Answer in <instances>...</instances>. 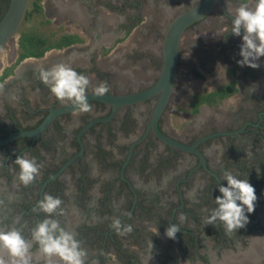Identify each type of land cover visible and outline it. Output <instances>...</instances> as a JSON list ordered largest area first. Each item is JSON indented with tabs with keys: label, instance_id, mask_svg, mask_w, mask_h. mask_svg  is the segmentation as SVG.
<instances>
[{
	"label": "flooded vegetation",
	"instance_id": "af4514ba",
	"mask_svg": "<svg viewBox=\"0 0 264 264\" xmlns=\"http://www.w3.org/2000/svg\"><path fill=\"white\" fill-rule=\"evenodd\" d=\"M201 1L98 0L97 9L101 6L117 15L116 22L99 24L95 30H89L87 22L81 21L85 25L83 32H90L91 41L86 42L79 34H72L76 40L73 44L56 49L67 51L62 59L48 58L39 66L37 63L23 65L24 59L18 64L15 75L3 80L0 85V141L19 131L36 129L51 108L71 104L59 101L39 79L41 67L70 65L78 73L88 76L87 94L93 93L100 82H107V94L113 95L135 93L151 87L162 69L164 37L171 22ZM93 4L94 0H74L70 5L63 4L61 11L73 14L76 19L79 14L90 12L94 18L98 10H94ZM219 7L223 8V14L231 25L232 16L225 0H219L209 16L186 30L181 44L186 34L208 20ZM146 8L152 10L151 19L146 27H141ZM230 30L224 34L220 46L240 48L242 43ZM72 54H81V62H77L75 56L74 60L68 59ZM257 63L260 67L256 69L242 66L241 76L234 81L238 91L223 100L244 90L249 101L247 108L236 112L228 126L213 128L202 137L218 132L231 134L206 140L197 147L205 155L207 167L215 176L209 174L203 164L200 165L199 157L169 147L152 131L135 145L123 170L131 147L147 131L159 99L157 95L145 102L121 107L109 121H99L91 126L80 137L83 155L58 178L52 179L68 160L81 151L78 135L84 127L112 114L111 105L94 101L90 102L91 112L75 111L61 115L35 139L18 137L0 145V228H20L23 237L32 245L33 264H43L44 258L38 251L39 246L32 241L28 227L36 226L45 218L46 214L36 206L43 195L49 193L61 198L63 212L69 209L82 217L75 221L76 237L83 247L94 249L95 255L89 253L87 257L98 264H111L110 260L116 264H147L155 258H159L158 264H180L176 249L182 260L190 264H211L213 260L219 261L226 256H232L234 260L239 257L240 264H247L248 260L252 264H263L264 57ZM178 73L179 64L177 79ZM175 88L176 83L174 91ZM169 105L159 123L161 132L167 136L171 135L165 129L164 118ZM203 105L207 104H201L197 110ZM71 134L72 139H69ZM202 137L188 143L177 140L192 145ZM89 149L92 150L91 159L87 157ZM212 150L215 167L209 155ZM25 153L42 164L41 175L27 187L19 183V168L14 163L17 155ZM190 157L195 159L193 166L178 176L176 172L186 161L189 162ZM93 170H96L94 176L91 175ZM225 170L232 171L241 179L247 178L258 198L255 211L248 214L249 223L233 233H226L219 221L215 225L205 224L210 210L216 207L215 197L221 195L218 186H226L227 182L222 180ZM64 176L65 182L62 181ZM195 176L199 177L197 185L192 182ZM257 211L261 213L257 214ZM181 212L187 216L183 223L179 219ZM113 217L120 218L125 225L131 224L133 231L118 234L112 228ZM53 218L69 230L63 222L64 215ZM173 223L180 225L181 229L174 240L165 235L166 228ZM256 233L261 235L258 237ZM206 241L210 244L207 245ZM131 246L135 249L131 250ZM33 256L42 259L37 261Z\"/></svg>",
	"mask_w": 264,
	"mask_h": 264
},
{
	"label": "rangeland",
	"instance_id": "374dc122",
	"mask_svg": "<svg viewBox=\"0 0 264 264\" xmlns=\"http://www.w3.org/2000/svg\"><path fill=\"white\" fill-rule=\"evenodd\" d=\"M74 0H40V10L35 6L37 0H30V4L27 10L26 18L21 26L17 35L10 41L5 48L0 52V85L7 76L15 75L17 71V60L14 62L13 57L20 54L19 42L22 33H29L31 31H40L45 33L47 37H51V33H55L52 38V42L58 41L62 35L79 34V36L86 42L91 41L90 32H83L85 25L81 21H86V28L89 30H95L97 25H111L116 22L117 15L106 11L101 6L97 9L98 0H94V10H98L97 17H93L90 12H83L79 14L80 17L76 19L73 14H67L61 11L63 4L70 5ZM197 0H188L189 3ZM241 3H248L249 5L254 4V0H225V6L228 11H234ZM154 12V11H153ZM144 23L141 27H146V24L151 19L149 16L152 15V10L146 8L144 12ZM231 29V25L227 16L223 14V8L219 7L213 15L200 24L196 29L186 34L180 48V62H179V73L176 82V88L172 96L169 109L165 115L164 123L165 129L169 134L176 139L182 140L183 142H191L195 138L202 137L205 134L211 132L213 128H222L228 126L231 122L232 117L241 108H247L248 100L244 94V90L225 100L215 106L203 105L200 110L195 112L194 104L198 102V99L202 96L214 92L215 90L230 85L235 81L238 76L242 74V66L237 61L240 60L239 51L240 48L220 46L224 40V34ZM235 37V36H234ZM91 38V39H90ZM233 39V37H231ZM238 42L242 43V37L237 36ZM162 40V38H161ZM162 43V41L160 42ZM67 51L65 50H54L50 53L49 59H62ZM13 60V61H12ZM33 63L31 61L26 64ZM72 134L69 135V139H72ZM92 151H88V159H91ZM211 163L215 167V153L210 151L209 153ZM189 162H185L177 173L178 176H182L190 167L193 166L195 159L190 157ZM96 174V170L91 173L92 176ZM180 176V177H181ZM66 177L62 178L65 182ZM177 178L173 180L172 186ZM199 177L195 176L193 183L197 185ZM193 185V184H192ZM195 185V186H196ZM168 197V196H162ZM261 211H257L260 214ZM63 222L66 227L76 232L75 221L81 220V216L74 211L69 209L64 210ZM20 230V228H17ZM153 229V228H152ZM0 230H5L0 228ZM256 235H261L256 233ZM259 237V236H258ZM209 245L210 242L206 241ZM87 250L88 255H95L94 249L89 246H84ZM32 249V245L31 248ZM134 250V247H130ZM31 252V250H30ZM175 254L179 259L180 264H190L187 261H183L180 257L179 251L176 249ZM225 254V253H224ZM264 255V253H263ZM0 256H3L6 260L9 258L6 250L0 248ZM34 257V256H33ZM229 258L232 264H240L238 260L232 256H226L222 260H213L211 264H226V260ZM35 260L40 261L42 258L34 257ZM248 259H250L248 257ZM247 259V260H248ZM264 259V258H263ZM54 264H62L57 258H53ZM150 261V259L148 260ZM159 258L151 260L147 264H158ZM251 260H248L249 264ZM111 264H116L114 260H110ZM86 264H93L87 257ZM169 264H179L177 262H169ZM201 264V263H197ZM252 264V263H250ZM264 264V263H263Z\"/></svg>",
	"mask_w": 264,
	"mask_h": 264
},
{
	"label": "clouds",
	"instance_id": "9594fccd",
	"mask_svg": "<svg viewBox=\"0 0 264 264\" xmlns=\"http://www.w3.org/2000/svg\"><path fill=\"white\" fill-rule=\"evenodd\" d=\"M232 16L230 32L235 36L242 35L239 56L240 66L259 68L257 61L264 57V0H254L253 5L241 3L229 13ZM39 79L50 89V92L61 102H70L74 109L81 113L92 111V105L87 100V88L90 84L88 76L78 73L70 65L57 64L51 68L39 69ZM109 92L107 82H100L93 94L102 97ZM14 163L18 166L17 179L27 187L40 175L42 164L27 153L17 155ZM222 180L226 186L219 185L221 195L215 197L216 207L210 210L205 218L206 225H215L217 221L223 224L226 233H233L244 228L249 223V215L255 211L257 195L254 186L247 178L241 179L232 171L225 170ZM193 195L192 193L189 194ZM63 201L58 196L45 193L37 203V209L46 214L31 232L32 241L39 247L38 251L44 258L43 264H54L57 258L62 264H86L88 252L73 231L61 226L58 219L63 215ZM130 215V214H129ZM183 223L187 216L181 212L179 217ZM112 228L120 235L131 233V224H123L118 217L112 218ZM180 225L173 223L166 228L165 235L175 239L180 231ZM0 248L6 250L8 259L0 256V264H33L30 252L31 244L21 231L13 227L10 230H0ZM93 264H98L93 261Z\"/></svg>",
	"mask_w": 264,
	"mask_h": 264
},
{
	"label": "water",
	"instance_id": "95a60500",
	"mask_svg": "<svg viewBox=\"0 0 264 264\" xmlns=\"http://www.w3.org/2000/svg\"><path fill=\"white\" fill-rule=\"evenodd\" d=\"M218 2L219 0H202L200 3H198L191 9L178 15L171 22L168 31L164 37L162 69L158 80L151 87L141 90L139 92L124 95L105 94L102 97H97L93 93L87 94V100L89 103L99 101L111 105L113 107L112 114L105 119L91 121L86 127H84V129L78 135V141L81 144V151L77 155L73 156L70 160H68L66 164L58 171V173H56V175L52 179L58 178L66 170V168H68L69 165H71L77 158L83 155L84 146L80 137L91 126H93L99 121H109L115 116V114L121 107L145 102L157 95H159V99L155 106L151 120L148 124L147 131L144 136L131 147L130 154L123 167V170L130 159L131 153L135 145L143 141L148 136L149 132L152 131L159 140H161L169 147L176 148L199 157L200 165L203 164L204 169L209 174L215 176V174L207 167L205 155L200 152L197 147L206 140L231 133L218 132L214 134H209L198 139L194 144L187 145L161 132L159 123L162 115L165 112V109L171 101L172 94L174 91L178 72L179 51L183 35L189 27L209 16L216 8ZM29 4L30 0H10L8 8L0 20V52L10 41H12V39L19 32L21 26L25 21ZM75 111L76 110L74 109V106H72L71 104L59 108H51L49 110L48 115L36 129L22 130L17 133L11 134L7 139L0 141V145L7 144L18 137H32L35 139L39 135L44 133L49 128V126L56 120L57 117L64 114L73 113ZM196 170L197 168L193 169L190 172L189 177Z\"/></svg>",
	"mask_w": 264,
	"mask_h": 264
},
{
	"label": "trees",
	"instance_id": "16d2710c",
	"mask_svg": "<svg viewBox=\"0 0 264 264\" xmlns=\"http://www.w3.org/2000/svg\"><path fill=\"white\" fill-rule=\"evenodd\" d=\"M39 1L40 0H37L35 6L40 10L41 7L39 5ZM9 2L10 0H0V20L7 10ZM53 36H55L54 32L51 33V37H47L45 33L36 30L29 33H22L19 42L20 54L17 63L19 64L22 60L28 57H44L47 52L55 49L66 48L76 41L73 39L72 35H62L59 37L58 41L52 42ZM236 84V82H232L230 85L221 87L214 92L199 98L198 102L194 104L195 112L201 104H207L209 106L218 105L231 94L238 91ZM34 227V225L29 226L28 232L31 233Z\"/></svg>",
	"mask_w": 264,
	"mask_h": 264
},
{
	"label": "crops",
	"instance_id": "0c3cea01",
	"mask_svg": "<svg viewBox=\"0 0 264 264\" xmlns=\"http://www.w3.org/2000/svg\"><path fill=\"white\" fill-rule=\"evenodd\" d=\"M56 50V49H55ZM54 50H51V51H49V52H47L46 53V55L43 57V58H36V57H28V58H26L24 61H23V65L24 64H26L27 62H29V61H31V62H33L34 64L35 63H37L38 64V66L39 65H42V62H44V61H46V60H48V58H50L49 56H50V53L51 52H53ZM81 54H72L71 56H69V58L68 59H72V60H74V56H75V58H76V60H77V62H81V56H80ZM18 59V55H16V56H14L13 57V60H14V62H16V60ZM12 60V61H13ZM39 62V63H38Z\"/></svg>",
	"mask_w": 264,
	"mask_h": 264
}]
</instances>
